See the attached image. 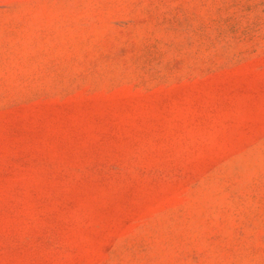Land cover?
Masks as SVG:
<instances>
[{
    "label": "rangeland",
    "instance_id": "374dc122",
    "mask_svg": "<svg viewBox=\"0 0 264 264\" xmlns=\"http://www.w3.org/2000/svg\"><path fill=\"white\" fill-rule=\"evenodd\" d=\"M0 264H264V0H0Z\"/></svg>",
    "mask_w": 264,
    "mask_h": 264
}]
</instances>
